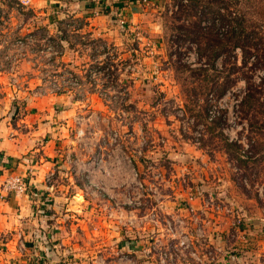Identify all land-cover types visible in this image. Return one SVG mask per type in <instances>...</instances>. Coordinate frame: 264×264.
Here are the masks:
<instances>
[{"label": "rangeland", "instance_id": "rangeland-1", "mask_svg": "<svg viewBox=\"0 0 264 264\" xmlns=\"http://www.w3.org/2000/svg\"><path fill=\"white\" fill-rule=\"evenodd\" d=\"M108 2L95 14L85 0H0V104L11 112L53 96L74 111L68 157L46 178L37 261L160 264L168 250L164 264H254L264 54L247 66L228 53L199 60L196 37L208 30L186 0Z\"/></svg>", "mask_w": 264, "mask_h": 264}, {"label": "crops", "instance_id": "crops-1", "mask_svg": "<svg viewBox=\"0 0 264 264\" xmlns=\"http://www.w3.org/2000/svg\"><path fill=\"white\" fill-rule=\"evenodd\" d=\"M27 99L11 112L0 104V264H55L37 261L47 250L37 226L47 216L46 178L68 157L60 148L68 142L74 111L63 98ZM10 175L22 177L25 194L3 189Z\"/></svg>", "mask_w": 264, "mask_h": 264}, {"label": "trees", "instance_id": "trees-1", "mask_svg": "<svg viewBox=\"0 0 264 264\" xmlns=\"http://www.w3.org/2000/svg\"><path fill=\"white\" fill-rule=\"evenodd\" d=\"M186 1L191 2L188 15L199 16V30H208V33H199L196 37L200 46L199 60L213 61L228 53L233 58L239 55L242 66H247L251 58L258 61L263 56L264 0ZM207 14L211 15V20L206 27L200 26ZM240 103H247V99Z\"/></svg>", "mask_w": 264, "mask_h": 264}, {"label": "built area", "instance_id": "built-area-1", "mask_svg": "<svg viewBox=\"0 0 264 264\" xmlns=\"http://www.w3.org/2000/svg\"><path fill=\"white\" fill-rule=\"evenodd\" d=\"M17 1L23 6H28L33 2V0H17ZM85 1L89 4H91V6L93 7V11H94L93 13H95V14H97L99 12L104 13V12L108 11V9H110V5L108 4L109 3L108 0H85ZM94 2H95V4L92 5V3H94ZM91 11H92V9H91ZM119 23L123 26L125 24V21L123 19H119ZM135 175H136V173H135ZM3 189L5 191H8V192H13L16 195L17 194L21 195V194L26 193L27 185H26L25 181L22 179V177H20L18 175H10V176L6 177L4 180ZM214 208L219 209V206L216 205ZM225 211L227 213H230V211L228 209ZM238 222H241V221H238ZM197 236L204 237L205 235H204V233H197ZM209 237L214 238L215 240L220 239V237L217 236V233H214V236L209 235ZM227 237H229V239H231V242H232L234 237L237 240H240L241 242H247V241H249V239L251 240L253 238V233H228ZM181 240L182 241L176 239L177 245H178V242L180 241L181 246H184L186 244L185 247L188 248L189 245L187 242H190V238L188 237V235H184ZM209 246H211V245H209ZM215 250H217V249L215 248ZM215 250H213V251H215ZM213 251H210V252L213 253ZM143 252L146 253L147 249H145ZM163 252L164 253L162 255L157 256L161 260L160 264H164L162 261L167 260L170 257V254H169L170 251L165 250ZM210 252H209V254H210ZM195 253L196 252L194 251L192 254L195 255ZM257 258H258V261L255 262L254 264H264V253H263V256H258ZM211 260L215 261V256H212ZM174 264H179V263H174ZM240 264H251V263L241 261Z\"/></svg>", "mask_w": 264, "mask_h": 264}]
</instances>
